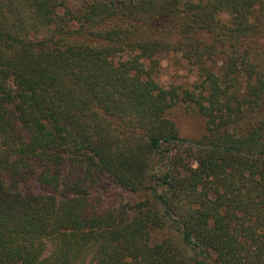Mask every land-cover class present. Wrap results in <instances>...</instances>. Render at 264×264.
Segmentation results:
<instances>
[{"label": "trees", "instance_id": "16d2710c", "mask_svg": "<svg viewBox=\"0 0 264 264\" xmlns=\"http://www.w3.org/2000/svg\"><path fill=\"white\" fill-rule=\"evenodd\" d=\"M263 34L264 0H0V264H264Z\"/></svg>", "mask_w": 264, "mask_h": 264}, {"label": "rangeland", "instance_id": "374dc122", "mask_svg": "<svg viewBox=\"0 0 264 264\" xmlns=\"http://www.w3.org/2000/svg\"><path fill=\"white\" fill-rule=\"evenodd\" d=\"M72 3L76 5V2ZM158 25V24H156ZM170 29L167 28V32ZM252 61L257 65L258 70L264 77V34L258 36L252 44ZM160 85L165 88H177L176 98L178 105L172 110V118L177 126L180 136L188 141H197L204 135L203 120L196 113L184 110L183 95L188 91L199 103H206L204 97L206 93L194 90L197 81L196 71L190 70L189 65L175 54H169L161 61L160 72L157 78ZM264 119V96L262 106L253 120ZM101 188L105 187L104 181L99 182Z\"/></svg>", "mask_w": 264, "mask_h": 264}]
</instances>
